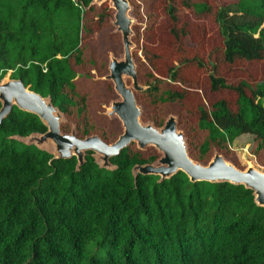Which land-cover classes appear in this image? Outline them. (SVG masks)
I'll return each instance as SVG.
<instances>
[{
  "label": "trees",
  "instance_id": "obj_1",
  "mask_svg": "<svg viewBox=\"0 0 264 264\" xmlns=\"http://www.w3.org/2000/svg\"><path fill=\"white\" fill-rule=\"evenodd\" d=\"M90 2L0 0V79L12 70L51 96L68 120L63 131L75 124L80 138L112 143L122 127L103 103L116 93L97 77L119 36L108 3ZM131 3L148 86L136 93L143 120L162 126L177 115L196 161L217 150L240 169L231 144L250 134L264 167V0ZM46 130L16 106L0 124V264H264V207L251 189L192 182L181 171L135 180L133 166L160 157L154 147L124 148L113 171L88 151L77 169L75 157L52 160L12 138Z\"/></svg>",
  "mask_w": 264,
  "mask_h": 264
},
{
  "label": "water",
  "instance_id": "obj_2",
  "mask_svg": "<svg viewBox=\"0 0 264 264\" xmlns=\"http://www.w3.org/2000/svg\"><path fill=\"white\" fill-rule=\"evenodd\" d=\"M109 2L115 10L112 24L115 32L122 34L124 52L117 60L111 55L109 72L102 80L112 81L117 97L112 99L105 110L110 119L121 123L122 133L115 142L108 143L94 134L80 138L76 125L70 132L62 130V124L68 120L52 102L51 96H42L27 87L21 79L4 76L0 79V124L16 106L23 111L37 115L47 130L33 132L27 136L14 135L13 139L26 145H34L52 155L53 159H77V169L86 160L88 151L92 152L95 162L101 168L115 170L117 166L111 158L135 143L140 150L154 147L160 157L154 163L135 165L132 168L136 180L138 174L159 176V182L171 178L178 172H184L190 181L211 183L228 182L243 185L251 189L255 203L264 207V171L249 161L243 169L215 150L207 164L196 161L189 151V140L179 128L178 116L169 115L162 126L143 120V106L138 102L136 92L144 91L148 86L139 81L137 65L132 50L136 47L134 25L138 23L133 14L134 6L130 0H91L88 8L101 6ZM131 78V83L127 79Z\"/></svg>",
  "mask_w": 264,
  "mask_h": 264
},
{
  "label": "rangeland",
  "instance_id": "obj_3",
  "mask_svg": "<svg viewBox=\"0 0 264 264\" xmlns=\"http://www.w3.org/2000/svg\"><path fill=\"white\" fill-rule=\"evenodd\" d=\"M134 10H135V6H134ZM134 10H133V14H134ZM134 27H135V25H134ZM136 47H137V43H136ZM135 55H136L137 64H138L139 59L142 58V54L140 51L137 52L135 49ZM11 74H12V70L8 71L5 76L11 77ZM105 99H106V97L104 95L103 97L100 98V102L101 103L103 101L107 102ZM110 101H109V103H110ZM109 103H103L104 104L103 107H105V109H106L107 106L109 105ZM253 142H254L253 136L250 134H245V135H242V136H239L238 138H236L235 141L231 145H232L233 150L236 152L237 157L239 158V161H240L242 167L245 168L249 161H253L258 168H260L264 171V167L259 166V164H257L255 156L251 153Z\"/></svg>",
  "mask_w": 264,
  "mask_h": 264
},
{
  "label": "flooded vegetation",
  "instance_id": "obj_4",
  "mask_svg": "<svg viewBox=\"0 0 264 264\" xmlns=\"http://www.w3.org/2000/svg\"><path fill=\"white\" fill-rule=\"evenodd\" d=\"M106 3H108V6L110 7V8H112L111 6H110V4H109V2L107 1V2H104L101 6H103L104 4H106ZM113 9V8H112ZM114 9H113V13H112V15L110 16V18H109V23L111 24V26L113 27V32L115 33V34H118V39L116 40V42L115 43H112V44H109V46H113V49H111V50H109V52H108V59H107V62H106V72H105V75L109 72V65H110V58H111V55H113L114 56V58L115 59H119L120 57H121V55L123 54V52H124V44H123V40H122V34L121 33H117V32H115V27L113 26V24H112V19H113V14H114ZM99 17L98 16H96V19H98ZM135 49H136V47L132 50V52H133V57H134V60H135V62H136V65H137V69H138V64H137V59H136V55H135ZM138 71V70H137ZM104 75V76H105ZM103 77V76H102ZM138 77H139V75H138ZM101 79V77H97V79ZM16 79V78H15ZM140 81V80H139ZM108 82H110L111 84H112V86H113V89H114V84L112 83V81H108ZM127 83L128 84H130L131 83V78H128L127 79ZM141 83V82H140ZM143 85V84H142ZM27 87H29V89H31L30 88V85L29 86H27ZM32 90V89H31ZM115 90V89H114ZM33 91H35V90H33ZM36 92V91H35ZM116 93V92H115ZM137 93V92H136ZM43 96V95H42ZM116 97H117V94H116ZM115 97V98H116Z\"/></svg>",
  "mask_w": 264,
  "mask_h": 264
}]
</instances>
